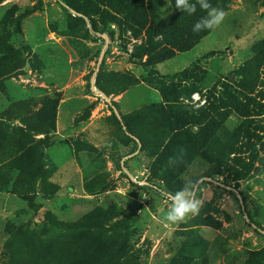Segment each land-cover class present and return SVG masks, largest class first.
Here are the masks:
<instances>
[{"label": "rangeland", "instance_id": "1", "mask_svg": "<svg viewBox=\"0 0 264 264\" xmlns=\"http://www.w3.org/2000/svg\"><path fill=\"white\" fill-rule=\"evenodd\" d=\"M208 2L0 0V264H264V0Z\"/></svg>", "mask_w": 264, "mask_h": 264}, {"label": "clouds", "instance_id": "2", "mask_svg": "<svg viewBox=\"0 0 264 264\" xmlns=\"http://www.w3.org/2000/svg\"><path fill=\"white\" fill-rule=\"evenodd\" d=\"M197 6L207 14L194 24L192 29L194 33L215 29L223 23L226 13L222 9L213 7L208 0H175L174 7L178 11L191 15L197 11ZM195 192V185L188 184L175 193H168L171 205L163 217V222L176 224L191 215L198 214L202 202L196 198Z\"/></svg>", "mask_w": 264, "mask_h": 264}, {"label": "trees", "instance_id": "3", "mask_svg": "<svg viewBox=\"0 0 264 264\" xmlns=\"http://www.w3.org/2000/svg\"><path fill=\"white\" fill-rule=\"evenodd\" d=\"M164 99V98H163ZM164 101H166L164 99ZM121 119H122V123L123 125L125 126V129L127 132H130V129H129V126L127 125V121L124 119V117L121 116ZM157 190H160V188L158 186L155 187ZM75 251H77V249H75Z\"/></svg>", "mask_w": 264, "mask_h": 264}]
</instances>
